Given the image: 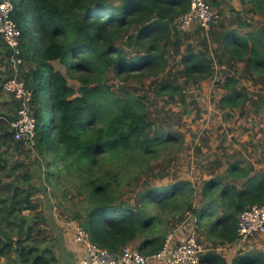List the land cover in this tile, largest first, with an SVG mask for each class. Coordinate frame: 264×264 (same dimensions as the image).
<instances>
[{
    "label": "trees",
    "instance_id": "obj_1",
    "mask_svg": "<svg viewBox=\"0 0 264 264\" xmlns=\"http://www.w3.org/2000/svg\"><path fill=\"white\" fill-rule=\"evenodd\" d=\"M210 1L221 6V0ZM239 1L248 6L246 13L259 15L261 21L253 24L242 9L229 6V16L208 28L216 47L209 48L203 38L205 48L194 52L189 45L183 49L188 35L175 23L189 9L190 0H13L12 18L21 31L20 56L35 63L23 75L33 91L36 124L31 147L37 168L29 165L22 175H13L21 164L11 166L7 174L13 176L5 183L0 174V264H58L57 227L48 237L43 225L54 220L53 215L38 208L34 197L41 191L58 198L59 189L64 196L68 188L80 199L66 220H75L93 243L112 253L126 246L156 253L173 228L191 218L199 241L202 233V241L210 244L199 264H227L217 248L236 242L243 210L264 203V173L233 160L223 173L205 181L199 193L189 180L180 179L163 186L146 184L124 198L132 179L129 170L150 168L167 149L181 150L183 135L158 129L144 96L124 88L116 91L104 80L113 72L120 81L151 80L159 96H181L182 78L205 80L218 64L239 71L224 70L217 81L225 90L218 106L223 111L240 109L247 100L240 77L264 85V0ZM197 27L195 34L203 30ZM169 51L179 55L180 85L161 78ZM54 61L79 80L77 89L55 69ZM21 141L14 140L8 121L0 117V154L3 147ZM39 173L51 184L50 193L33 182ZM230 264H264V251L237 254Z\"/></svg>",
    "mask_w": 264,
    "mask_h": 264
},
{
    "label": "rangeland",
    "instance_id": "obj_2",
    "mask_svg": "<svg viewBox=\"0 0 264 264\" xmlns=\"http://www.w3.org/2000/svg\"><path fill=\"white\" fill-rule=\"evenodd\" d=\"M15 1L21 2V0ZM229 6L242 9L244 18L253 24L261 21L259 15L246 13L244 9L248 6L246 4L242 6L239 0H221V7H215L220 12L221 20L229 16ZM217 22L214 23L215 26L218 25ZM28 23L32 26L31 20ZM208 28H202L203 30L199 34H195L196 26L187 31L188 39L183 49L189 45L188 47L194 52L203 50L205 43L202 39L205 38L206 44L213 50L216 45L211 42L212 38L208 33ZM30 46V43L27 42V47ZM37 46L38 41L35 47ZM2 58L0 69L5 65L3 55ZM178 58L179 55L169 51V65L165 72L161 74V78L169 77L180 85ZM36 60L37 64L40 65L38 57ZM53 65L55 69L60 70L67 77L69 85L75 89L80 86L79 80L68 75L65 65L58 61H54ZM34 66L33 61L25 62L22 67L23 72L33 69ZM224 70L235 74L239 72L236 68H225L215 64L214 73L210 78L199 82H187L182 78L183 91L181 96L180 94L159 96L156 94V88L151 80L139 81L130 78L120 81L114 76L113 72L108 73L104 83L111 89L119 91V88H124L131 93L145 97L151 119L158 129L175 131L183 135L181 150L169 151L167 149L162 156L152 160L150 168L127 171L128 178L132 179L128 184L129 187H125L124 198L133 196L135 191L140 190L146 184L163 186L180 179L189 180L199 193L200 187L205 181L209 180L213 174L223 173L227 164L233 160H242L245 164L252 166L254 171L264 173V85L261 83L254 84L250 80L240 77L239 86L245 89L247 100L240 109L229 111L226 108L223 111L218 106V100L225 93V90L217 84V81H221L223 78ZM3 74L5 78L9 75V72L5 71ZM1 75L0 72V77ZM0 93H2V89H0ZM2 126L4 127L5 123H2ZM111 162L113 164L117 163L116 160ZM0 164L3 165V168H0L1 180L2 183H5L11 179L10 176L14 173L22 175L29 165L37 168L35 150L27 142L21 141L18 146L3 149L0 154ZM17 164H21V166L19 165L15 172L9 174L10 167ZM106 166H109V164L107 163ZM33 182L39 186H37L39 189H44L45 192H48L49 189L52 190L51 184L45 183L43 174H37ZM58 194V198H49L40 191L34 199L39 201L38 208H45V213L48 215L55 213L54 215H59L61 219L72 217L80 197L72 188H68L64 196L60 189ZM198 200L199 198H197ZM192 221L191 218L185 219L175 226L170 233L179 229L181 225L188 229ZM43 225L47 229L48 237L53 236V232L57 227L56 222L52 220ZM201 234L200 241L199 232L196 233V236L202 251H205L210 244L204 241V238L202 241ZM251 249L264 251V235L253 237L250 243L246 245L242 246L236 243L224 245L217 248V251L227 260V264H230L235 255Z\"/></svg>",
    "mask_w": 264,
    "mask_h": 264
},
{
    "label": "built area",
    "instance_id": "obj_3",
    "mask_svg": "<svg viewBox=\"0 0 264 264\" xmlns=\"http://www.w3.org/2000/svg\"><path fill=\"white\" fill-rule=\"evenodd\" d=\"M13 11V0H0V37L12 51L8 66L9 75L4 78L1 89L17 102L15 116L11 119L1 118L8 121L14 140H24L31 146L36 124L33 91L25 83L22 69L25 62L20 56L21 31L12 18ZM220 17V12L210 0H190L189 9L178 17L176 27L183 32L190 31L196 25L207 29ZM180 233L185 235L180 238ZM196 233L193 221L188 229L181 225L166 236L163 248L152 254L140 253L131 246L124 247L118 253H112L93 243L79 224L74 226L73 239L83 247V254L78 258L77 264H199L203 251ZM258 235H264V203L254 204L238 215L235 243L246 245Z\"/></svg>",
    "mask_w": 264,
    "mask_h": 264
},
{
    "label": "crops",
    "instance_id": "obj_4",
    "mask_svg": "<svg viewBox=\"0 0 264 264\" xmlns=\"http://www.w3.org/2000/svg\"><path fill=\"white\" fill-rule=\"evenodd\" d=\"M16 109L17 102L2 91L0 93V117L7 119L14 117ZM54 214L52 218L58 225L55 234L59 233V243L54 249L58 257V264H77L78 258L83 254L82 244L75 242L73 239L74 226L78 223L75 220L61 219L59 215ZM180 231L183 230L180 229ZM183 232L185 233L186 231ZM184 233H180V238L185 235Z\"/></svg>",
    "mask_w": 264,
    "mask_h": 264
},
{
    "label": "flooded vegetation",
    "instance_id": "obj_5",
    "mask_svg": "<svg viewBox=\"0 0 264 264\" xmlns=\"http://www.w3.org/2000/svg\"><path fill=\"white\" fill-rule=\"evenodd\" d=\"M8 49L7 45L4 43V41L1 39L0 37V62L3 60V57L5 58V65H3V67H1L0 72L2 73L1 77H0V84L2 85V82L4 80V74L5 71H8V66H9V61H10V56L6 55V50ZM2 80V82H1ZM0 85V86H1Z\"/></svg>",
    "mask_w": 264,
    "mask_h": 264
}]
</instances>
